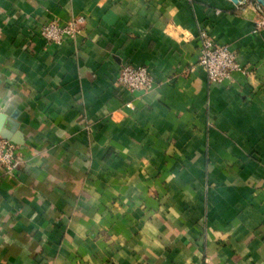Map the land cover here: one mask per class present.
<instances>
[{
  "label": "crops",
  "instance_id": "0c3cea01",
  "mask_svg": "<svg viewBox=\"0 0 264 264\" xmlns=\"http://www.w3.org/2000/svg\"><path fill=\"white\" fill-rule=\"evenodd\" d=\"M85 19L61 45L43 25ZM256 0H0V264H264ZM255 72L209 81L200 30ZM144 66L149 93L117 86ZM3 137V136H2Z\"/></svg>",
  "mask_w": 264,
  "mask_h": 264
},
{
  "label": "built area",
  "instance_id": "2783aa9c",
  "mask_svg": "<svg viewBox=\"0 0 264 264\" xmlns=\"http://www.w3.org/2000/svg\"><path fill=\"white\" fill-rule=\"evenodd\" d=\"M264 24V22H263ZM85 19L73 18L65 25L53 20L40 29L41 36L49 43L61 45L74 40L82 32ZM199 64L212 83L230 82L236 72H242L248 78H254L255 72L238 62L237 53L230 47L221 45L205 30H200ZM117 86L132 94L149 93L154 89V79L144 66L123 65L119 69ZM20 146L0 136V183L7 178H15L21 165Z\"/></svg>",
  "mask_w": 264,
  "mask_h": 264
},
{
  "label": "water",
  "instance_id": "95a60500",
  "mask_svg": "<svg viewBox=\"0 0 264 264\" xmlns=\"http://www.w3.org/2000/svg\"><path fill=\"white\" fill-rule=\"evenodd\" d=\"M235 3H239V2H241V1H243V0H233ZM256 2H257V6H258V8L261 10V8L262 9H264V0H256ZM2 136L5 138V139H8V140H10V136L8 135V134H6V133H3L2 134Z\"/></svg>",
  "mask_w": 264,
  "mask_h": 264
}]
</instances>
